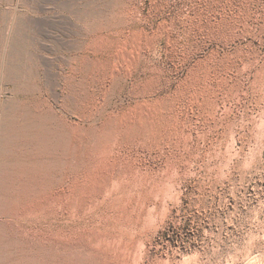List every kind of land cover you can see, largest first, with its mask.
<instances>
[{
    "label": "rangeland",
    "instance_id": "rangeland-1",
    "mask_svg": "<svg viewBox=\"0 0 264 264\" xmlns=\"http://www.w3.org/2000/svg\"><path fill=\"white\" fill-rule=\"evenodd\" d=\"M0 264H264V0H0Z\"/></svg>",
    "mask_w": 264,
    "mask_h": 264
}]
</instances>
